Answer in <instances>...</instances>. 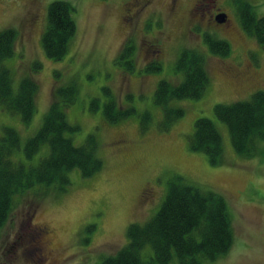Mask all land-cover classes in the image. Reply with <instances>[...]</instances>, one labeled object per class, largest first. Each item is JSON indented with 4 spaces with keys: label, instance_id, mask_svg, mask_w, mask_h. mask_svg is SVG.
<instances>
[{
    "label": "rangeland",
    "instance_id": "374dc122",
    "mask_svg": "<svg viewBox=\"0 0 264 264\" xmlns=\"http://www.w3.org/2000/svg\"><path fill=\"white\" fill-rule=\"evenodd\" d=\"M53 1L0 0V32L8 28L17 32L14 55L4 61L14 89L28 76L39 86L30 123L0 109V137L5 127L15 128L23 146L42 126L55 86L75 81L78 96L65 113L78 130L68 136L81 145L94 134L104 167L87 178L73 170L65 192L37 185L15 196L0 235V264H44L37 249L41 242L34 230L37 225L53 231L54 264H98L128 243L131 223L143 224L159 210L168 182L176 175L220 193L229 206L234 244L226 255L203 259V264H264V141L252 155L237 153L228 125L214 111L218 103L249 100L256 91H264V47L242 28L235 1L65 0L76 8L77 32L60 60L49 58L42 44ZM247 1L258 16L264 15V0ZM220 13L227 14L225 23L216 20ZM206 34L227 40L230 53L213 54ZM128 43L135 47L134 71L117 62ZM184 49L205 55L210 82L201 98L171 102L184 115L164 130V109L154 95L161 80L173 84L183 80L175 64ZM154 61L162 64L161 70L147 72ZM35 63L41 65L37 70ZM104 88L110 89L118 107L134 106L138 113L109 123L103 107L111 94ZM93 97L101 101L95 111L90 109ZM143 111L152 114L147 128L142 127ZM201 117L213 120L221 133L224 152L218 164L190 148L195 121ZM48 151L46 144L32 160L27 161L23 151L15 158L37 164ZM90 224L96 226L91 232ZM141 255L150 262L154 250L148 245ZM173 262L177 264L176 257Z\"/></svg>",
    "mask_w": 264,
    "mask_h": 264
},
{
    "label": "trees",
    "instance_id": "16d2710c",
    "mask_svg": "<svg viewBox=\"0 0 264 264\" xmlns=\"http://www.w3.org/2000/svg\"><path fill=\"white\" fill-rule=\"evenodd\" d=\"M244 31L264 47V15L258 16L247 0H234ZM76 8L65 0H55L48 7V24L42 36V44L49 58L60 60L68 52L70 42L77 32ZM17 32L8 28L0 32V109L20 114L25 123H30L36 110V94L39 86L32 77H24L17 90L14 89L11 70L4 61L15 52ZM205 42L215 55L230 53L227 40L211 34ZM125 45L117 58L126 70H135L134 46ZM41 67L34 64V69ZM162 64L154 61L147 72L161 70ZM183 80L173 84L161 80L156 88L154 101L164 109L161 129L167 130L184 110L171 105L176 99H198L205 93L210 79L206 69V57L196 49H184L175 64ZM58 75V73H56ZM111 99L104 103L103 112L109 123H118L138 113L134 106L118 107L110 89ZM75 81L55 86L54 100L45 115L42 126L22 146L19 132L5 127L0 137V235L12 212L15 196L28 192L35 186L67 191L72 184L71 172L79 170L83 178L91 177L104 167L98 153V140L89 134L84 143L75 144L68 136L78 126L67 121L65 108L78 96ZM101 107L99 97L90 101V109ZM216 116L228 125L232 145L241 155H252L258 144L264 141V91H256L248 100L230 104L218 103ZM142 127L147 128L152 120L150 111L140 113ZM48 153L37 164H27L16 159L23 151L29 161L44 145ZM190 148L204 152L211 163L218 164L224 152L220 131L213 120L207 117L195 121L190 139ZM95 224L87 227L89 232ZM128 243L117 253L106 256L98 264H203V259L214 261L226 255L234 244V229L228 203L223 195L184 182L182 176H174L168 182V190L159 210L145 223H131L127 230ZM150 245L154 257L150 262L142 258V250Z\"/></svg>",
    "mask_w": 264,
    "mask_h": 264
},
{
    "label": "flooded vegetation",
    "instance_id": "af4514ba",
    "mask_svg": "<svg viewBox=\"0 0 264 264\" xmlns=\"http://www.w3.org/2000/svg\"><path fill=\"white\" fill-rule=\"evenodd\" d=\"M153 189V188H152ZM39 236L40 245L37 248L40 253V261L44 264H54L51 259L52 250V229L47 225H37L34 229Z\"/></svg>",
    "mask_w": 264,
    "mask_h": 264
},
{
    "label": "water",
    "instance_id": "95a60500",
    "mask_svg": "<svg viewBox=\"0 0 264 264\" xmlns=\"http://www.w3.org/2000/svg\"><path fill=\"white\" fill-rule=\"evenodd\" d=\"M216 20L219 23H225L227 21V14L226 13H220L219 15H217Z\"/></svg>",
    "mask_w": 264,
    "mask_h": 264
}]
</instances>
